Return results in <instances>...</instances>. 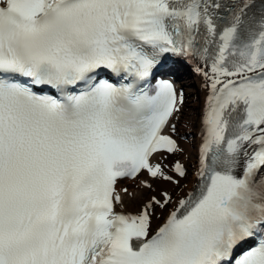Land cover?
Masks as SVG:
<instances>
[{
  "label": "snow or ice",
  "instance_id": "snow-or-ice-1",
  "mask_svg": "<svg viewBox=\"0 0 264 264\" xmlns=\"http://www.w3.org/2000/svg\"><path fill=\"white\" fill-rule=\"evenodd\" d=\"M0 264H264V0H0Z\"/></svg>",
  "mask_w": 264,
  "mask_h": 264
},
{
  "label": "bare ground",
  "instance_id": "bare-ground-1",
  "mask_svg": "<svg viewBox=\"0 0 264 264\" xmlns=\"http://www.w3.org/2000/svg\"><path fill=\"white\" fill-rule=\"evenodd\" d=\"M192 80L194 82L193 86L196 83V90H197V94L200 97L199 98L200 101L197 99H194L193 96L185 99L183 116H182L180 128H179L180 134L183 137L182 139H180V143L182 147H184L185 149L184 155L180 156L179 158L185 159V160L189 158H194L195 156V153L197 150V144L195 143V139L193 142H190L189 140L185 138V136L189 132L188 128L193 127L195 123H197V127L200 128L201 113L205 106L206 95L208 94V90L204 86L205 81L203 79L199 78L198 75L196 76L194 75ZM187 81L190 82L191 79ZM187 81L185 80L184 82H187ZM196 133H197V130H196ZM173 158L174 157H171V159ZM196 172H197V168L194 167L192 170V174H190L188 177L181 180V187H176L173 185H169L167 183H159L157 185V188L158 190L161 188H164V189H167L169 192H172L174 195V199L178 197H183L184 194L188 192L190 187L194 186V179H195V176H197ZM130 183L132 182H127L126 184H130ZM147 195H151V193L147 192L146 190V196ZM127 209H132L136 211L135 206H129ZM159 212L161 213L162 210H159L157 214H160ZM156 218H159V216L157 215Z\"/></svg>",
  "mask_w": 264,
  "mask_h": 264
}]
</instances>
